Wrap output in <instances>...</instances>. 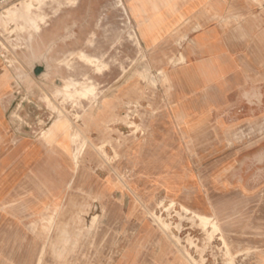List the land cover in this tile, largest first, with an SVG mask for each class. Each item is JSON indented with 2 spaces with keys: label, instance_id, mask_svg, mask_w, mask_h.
I'll use <instances>...</instances> for the list:
<instances>
[{
  "label": "rangeland",
  "instance_id": "1",
  "mask_svg": "<svg viewBox=\"0 0 264 264\" xmlns=\"http://www.w3.org/2000/svg\"><path fill=\"white\" fill-rule=\"evenodd\" d=\"M117 3L118 0H19L6 11V18L14 24L19 49L0 58V103L4 105L2 98L13 93L17 98L10 112L15 124L37 125L41 120L44 127L39 134L31 132L32 138L45 140L47 132L43 128L47 122L67 117L78 143L77 120H81L85 102L97 110L102 99L118 97L125 82L140 85L141 98L135 102L141 103L143 110L156 109L154 102L171 99L179 90L170 73L184 64L183 51L189 42L183 35L184 27L163 39L154 51H148L134 32L133 20ZM223 3V12L234 14L223 15V25H233L234 29H244L246 14L252 9H264V0ZM83 6L94 23L87 47L65 52L67 45L58 43L64 38H57L41 52L35 50L33 40L38 32L45 31L52 20ZM73 25L74 22L65 29H72ZM105 28L109 29L108 36H103ZM24 40L27 45L22 48ZM38 64L49 67L37 75ZM6 81L10 91L4 93L1 89ZM66 82L74 84L71 95L59 92ZM29 88L41 97L40 101H30L34 113L30 118L25 94ZM143 112L136 119L138 124L129 115L123 119L135 130L133 138L141 144L137 150L140 158L145 156L143 161L148 163V156L154 155L150 160L154 165L166 163L168 158L174 170L178 167L176 161L184 155L197 182L188 185L179 197H165L153 192L147 183H142L141 191H135L133 180L116 166H112V171L118 182L125 184V198L118 194L102 198L77 186V181L70 182L60 200L29 214L27 228L0 223V264H264V190L245 195L224 185L232 167L230 156L235 151L228 146V136L224 138L222 132L219 138L220 134H214L210 127L200 146L190 140L183 149L152 147L149 120ZM256 125L264 126V120ZM261 130L264 127L243 130L241 142L264 137ZM130 139L125 137L108 151L104 146L98 147L97 153L112 165L121 157L119 148L123 142ZM86 145V140L79 144L73 156L76 163L83 160L80 151ZM145 149H149L148 156ZM161 154H166L163 160L159 158Z\"/></svg>",
  "mask_w": 264,
  "mask_h": 264
},
{
  "label": "crops",
  "instance_id": "2",
  "mask_svg": "<svg viewBox=\"0 0 264 264\" xmlns=\"http://www.w3.org/2000/svg\"><path fill=\"white\" fill-rule=\"evenodd\" d=\"M123 1L128 7L129 18L133 20L134 32L148 51H154L163 39L176 35V31L184 27L182 34L189 40L183 51L184 64L170 73L171 80L179 84V90L171 99L154 102L158 105L156 109L143 110L141 103L135 102L141 98L140 85L135 82L123 83L120 87L127 85L119 96L102 99L97 110L90 109L89 103L85 102V110L80 113L81 120H77L78 143H75L70 128L66 131L54 128L51 139L32 138L31 132L39 134L44 127L40 124L41 120L37 125L15 124L10 107L17 97L11 93L2 98L5 101L4 105L0 103V219H3L0 223L3 226L27 228L29 214L43 211L60 200L73 181L92 195L107 198L118 194L125 198V184L118 182L112 166L133 180L135 191H141L142 183H147L153 192L165 197H179L188 185L197 182L184 155L176 161V165L179 164L175 168L177 171L173 167L171 169L168 162L162 167V163L153 167L150 164L148 170L143 167L145 162L137 151L141 144L133 138L135 130L123 122L129 115L128 111L136 115L133 119L136 124L139 113L144 111L149 120V143H154L155 147L169 144L166 148L183 149L190 140L197 141L200 146L208 128L212 127L214 134H220L219 138H222L223 132L224 138H229L228 146L235 148L230 156L232 167L229 178L224 185L245 195L264 190V137L252 141L240 140L243 130L264 127L256 125L264 120V9H252L246 14L244 29H234L233 25H223V15H234L223 12V0ZM18 2L8 6L0 17V58L19 49L15 42L14 24L5 14ZM84 11L83 6L52 20L45 31L35 36V50L41 52L44 46L57 38H64L58 43L67 45L65 52H77L87 47L93 20ZM138 21L142 22L141 28L137 25ZM73 22L72 29H65ZM103 31V36H108L109 29ZM26 41L22 42V48L27 45ZM36 66L43 69L49 67L45 64ZM5 84L1 89L4 93L10 91L8 81ZM31 90L34 89L29 88L25 93L29 118L34 114L30 101L41 100L40 93ZM24 101L25 96L22 97ZM131 101L134 102L127 106ZM40 117V114L36 116L37 119ZM56 120H49L43 130L48 132L52 129ZM152 132L155 133L153 138ZM125 137L132 138L128 143L123 142L125 144L119 148L121 157L112 165L97 153L96 148L104 146L108 151L124 141ZM83 140L87 141L80 151L84 155L83 160L76 163L73 156ZM150 167L152 169L149 170ZM157 169H162L161 172L167 175L161 172L156 175Z\"/></svg>",
  "mask_w": 264,
  "mask_h": 264
},
{
  "label": "bare ground",
  "instance_id": "3",
  "mask_svg": "<svg viewBox=\"0 0 264 264\" xmlns=\"http://www.w3.org/2000/svg\"><path fill=\"white\" fill-rule=\"evenodd\" d=\"M117 7H119V8H122L125 12H126V14L128 15L129 14V10H128V7L125 5V3H124V1L123 0H118V3H117ZM92 23V22H91ZM46 25L48 24V22L46 21V23H45ZM94 24V23H93ZM138 25H139V27L141 28V25H142V22L141 21H138ZM91 26V25H90ZM39 28V27H38ZM87 34V33H86ZM113 35H114V33H112ZM110 37H112V35L110 36ZM84 38H82V40H83ZM85 40V39H84ZM83 42V41H82ZM80 54L81 55H83V51H81L80 52ZM60 59V58H59ZM95 63L97 62V61H94ZM45 72V71H44ZM62 89H59V92H63V93H65V94H67V95H71L72 94V90H71V88H73L74 87V84H72V83H69V82H66V83H64V86L62 85ZM5 96V95H4ZM45 99V98H44ZM51 103V102H50ZM24 113V112H23ZM26 115V114H25ZM159 118H160V116H158ZM158 118V120H160ZM69 119L67 118V117H64V118H60V119H57L56 121H55V123H54V127L52 128V129H50L48 132H47V136L46 137H48V139H51L53 136H54V128H59V129H64V131H66L68 128H69ZM157 120H155V122H156ZM160 122H161V120H160ZM162 131V130H161ZM161 131H160V133H161ZM157 132H158V130H157ZM154 132H152V138L154 137L153 135L155 134H153ZM157 135V134H156ZM79 136V135H78ZM29 137V136H28ZM151 137V136H150ZM156 137V136H155ZM163 137H164V135H163ZM157 138V137H156ZM161 137H159V139H160ZM31 139V138H30ZM151 139V138H150ZM151 140H153V139H151ZM150 140V141H151ZM164 140V139H163ZM166 141H167V139H166ZM159 142V141H158ZM151 143V142H150ZM149 143V144H150ZM160 143V142H159ZM158 143V144H159ZM167 143V142H166ZM166 143H164V144H166ZM155 144L157 145V143L155 142ZM167 145H169V144H166V146ZM147 146H148V144H147ZM147 146H146V148H147ZM150 146H154V143H151V145ZM166 146H164L165 148H166ZM163 147V145L161 146V148ZM161 148H159V149H161ZM152 149V148H151ZM151 149H150V151H151ZM158 148H157V150H159ZM138 150V149H137ZM149 151V149H147V151H146V149L144 150V152H146V156H148L147 155V152ZM154 151H156V148H155V150H153V152ZM144 152H142V154H144ZM153 152H152V154H153ZM160 152V151H159ZM167 152V151H166ZM169 152V151H168ZM137 153V152H136ZM162 153V152H161ZM163 153H164V151H163ZM141 154V155H142ZM160 154V153H159ZM149 155H150V153H149ZM158 154H156V156H157ZM169 155V154H168ZM134 156H136V154L134 155ZM154 156V155H153ZM153 156H151V158H150V156H148V159L146 160V162H148V160H149V162L148 163H151L150 162V160H152V157ZM165 156H166V154H165ZM164 156V154H161L160 156H159V158H161L162 157V160H163V158L165 157ZM139 157H141V156H139ZM138 157V158H139ZM145 156H143V158H144ZM169 157V156H168ZM171 157H173V155H171ZM143 158H142V160H143ZM175 158V157H174ZM173 158V159H174ZM145 159H146V157H145ZM167 162H168V158H167ZM138 163H139V160H138ZM148 163L145 165L144 163V166L143 167H145L146 168V170H148L147 169V165H148ZM169 163V162H168ZM135 164V163H134ZM159 164V163H158ZM164 164V163H163ZM163 164H161V167L163 166ZM170 164V163H169ZM151 165H152V167H153V165L154 164H152L151 163ZM179 165V164H178ZM158 166V165H157ZM136 167H137V165H136ZM140 168L142 167L141 165L139 166ZM142 167V168H143ZM152 167H150L149 168V170L150 169H152ZM170 167V166H169ZM144 168V169H145ZM158 168V167H157ZM164 168V167H163ZM162 168V169H163ZM162 169H161V171H162ZM168 169V168H167ZM171 169H172V167H171ZM189 169V168H188ZM158 170V171H157ZM156 171V175H158L159 173L158 172H161L160 171V169H157ZM176 170V169H175ZM50 171V170H49ZM143 171V170H142ZM164 171H165V168H164ZM164 171H163V173H164ZM177 171V170H176ZM184 172V171H183ZM152 173V172H151ZM150 173V174H151ZM158 173V174H157ZM162 172H161V174H163ZM169 173V172H168ZM172 173V172H171ZM145 174V173H144ZM165 175H167L166 173H164ZM178 174V173H177ZM142 175H143V173H142ZM147 175V174H146ZM154 175V174H153ZM172 175V174H171ZM149 177H151V176H149ZM172 177H174V176H172ZM148 181V180H147ZM184 186V185H183ZM191 186V185H190ZM193 186V185H192ZM180 187V186H179ZM195 188H196V190H197V187H194V189L193 190H195ZM187 189H189V188H187ZM215 191V190H214ZM216 192V191H215ZM194 201V200H193ZM202 204H204V202H202ZM206 204V203H205ZM204 206H207V205H204ZM208 208V207H207ZM206 208V209H207ZM211 209V208H210ZM203 210V209H202ZM205 210V209H204ZM204 210H203V212H204ZM206 213V212H205ZM212 215V214H211ZM31 234V233H30ZM253 237H254V235H253ZM26 252V251H25ZM41 254V253H40Z\"/></svg>",
  "mask_w": 264,
  "mask_h": 264
},
{
  "label": "built area",
  "instance_id": "4",
  "mask_svg": "<svg viewBox=\"0 0 264 264\" xmlns=\"http://www.w3.org/2000/svg\"><path fill=\"white\" fill-rule=\"evenodd\" d=\"M18 1L19 0H0V17L4 13L5 9L8 6H11L12 4H14ZM128 113H129V116L131 117V119L133 120L136 115L132 111H128Z\"/></svg>",
  "mask_w": 264,
  "mask_h": 264
},
{
  "label": "water",
  "instance_id": "5",
  "mask_svg": "<svg viewBox=\"0 0 264 264\" xmlns=\"http://www.w3.org/2000/svg\"><path fill=\"white\" fill-rule=\"evenodd\" d=\"M42 71H43V67L42 66H36L35 67V73L37 75H39Z\"/></svg>",
  "mask_w": 264,
  "mask_h": 264
}]
</instances>
